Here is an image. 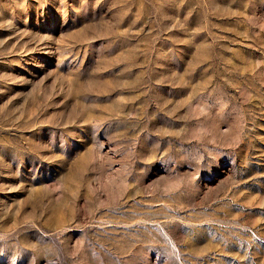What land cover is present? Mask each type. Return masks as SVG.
Masks as SVG:
<instances>
[{"label":"rangeland","instance_id":"rangeland-1","mask_svg":"<svg viewBox=\"0 0 264 264\" xmlns=\"http://www.w3.org/2000/svg\"><path fill=\"white\" fill-rule=\"evenodd\" d=\"M0 264H264V0H0Z\"/></svg>","mask_w":264,"mask_h":264}]
</instances>
